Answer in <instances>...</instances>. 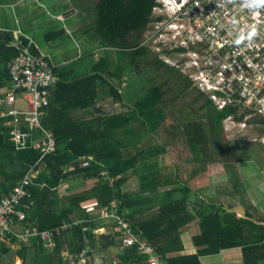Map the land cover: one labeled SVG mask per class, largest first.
I'll return each instance as SVG.
<instances>
[{"label":"trees","instance_id":"trees-1","mask_svg":"<svg viewBox=\"0 0 264 264\" xmlns=\"http://www.w3.org/2000/svg\"><path fill=\"white\" fill-rule=\"evenodd\" d=\"M153 6L154 0L97 1L94 29L102 45L118 50L121 57L115 64H110L100 56L91 71L83 76H70L71 72L61 73L60 69L54 68L59 81L50 88L49 105L41 123L53 133L56 149L44 157L39 149L24 147L13 140L10 134L13 116L2 115L6 107L3 99L13 84L8 64L19 53L18 48L9 45L14 39L13 34L4 33L6 37L0 41V199L9 196L32 167L40 170L25 186L29 195L18 202L17 208L25 211L26 218L21 220L14 216L13 232L0 240V264H15L17 258L22 260V264H65L64 251L73 256L84 249H87L86 264L98 260L95 250L101 262L106 264L105 253L115 247L120 250L115 264H147V255L142 254L137 246L121 247V228L116 222L100 215L101 208L115 202L119 215L126 220L132 219L131 214L125 212L126 207L132 206V198L122 187L128 173L134 171L143 160L157 159L152 152L153 146L140 148V142L145 136L162 134L161 130L165 132L164 135L173 138L178 137L179 133V138L194 153L195 161H203L205 166L207 161L217 162L208 148V133L202 122L190 119L180 124H169L166 112L168 103L162 100L164 91L161 87L153 88L133 104L126 101L122 86L126 80V62L122 57H127L126 49L136 44L138 35L147 26ZM129 35L132 38L128 42ZM23 44L27 45V41L23 40ZM32 52L37 58H45L34 50ZM134 62L135 59L131 63ZM137 68L138 64H135ZM201 96L204 99L201 109L210 118L219 140L225 143L222 119L229 111L218 110L204 93L201 92ZM114 105L117 107L112 108ZM108 107L112 109L108 110ZM90 111L94 112L93 116L80 117V112L89 114ZM173 127L178 128V132L171 130ZM126 129L135 142V153H124V148L129 146L122 142L120 134ZM23 130L28 131V126H24ZM40 135L41 131L35 132V136ZM138 138L141 140L137 141ZM245 156L246 153L244 156L238 155L237 162ZM85 160L89 161L88 166L81 165ZM230 176H234L232 170ZM144 178L141 179V190L146 189L142 185L147 179ZM89 179L95 181L90 187L68 188L64 194H59V187L63 183ZM239 183L236 180L235 186ZM182 185L179 190L183 198L162 206L156 216L133 223L127 220L135 232H141L146 241L156 246V251L166 264H202L201 256L232 247L243 249L245 264L264 261V218L255 219L248 207H245L247 216H239L232 210L233 204H227L226 208L212 199H202V202L194 205L195 209H199L200 217L201 233L193 240L199 248L198 252L168 256L171 248L166 239L168 235L177 232L176 236H179L181 227L195 221V215L189 212L187 205L191 193L198 194L194 185ZM202 206L203 210L200 209ZM99 220H103L105 225L111 224L107 231L96 233L99 227H106ZM65 221L77 223L55 236L52 249L45 248L40 236H33L29 243L18 240L17 234L27 229L36 228L42 232L58 227ZM17 242L22 244L18 249L15 248Z\"/></svg>","mask_w":264,"mask_h":264},{"label":"built area","instance_id":"built-area-1","mask_svg":"<svg viewBox=\"0 0 264 264\" xmlns=\"http://www.w3.org/2000/svg\"><path fill=\"white\" fill-rule=\"evenodd\" d=\"M169 3L176 18L177 33L190 36V42L200 52L195 53L199 55L195 61H199L203 75L197 81L185 66L182 71L188 73V78L218 110L229 111L222 119L225 136L234 145L243 143V146L247 141L264 146V5L248 9L241 7L242 0H166ZM15 46L19 53L9 65L13 84L3 99L6 107L2 115L13 116L12 139L24 147L39 149L44 157L56 149L53 133L43 127L41 120L57 75L47 59L37 58L30 52L28 44L19 40ZM18 102L25 107L19 109ZM24 126H28V131L23 130ZM36 131H41V135L35 136ZM81 165L88 166L89 161H82ZM39 170L32 167L22 183L9 196L0 199V240L13 232L14 216L26 218L25 211L17 208L18 202L29 195L25 186ZM100 215L121 228L122 248L137 246L147 255V264H166L156 246L119 215L115 202L101 208ZM75 223L65 221L42 232L27 229L17 234L18 240L29 243L33 236H40L49 250L55 246V236ZM86 253L84 249L72 256L64 251L65 264H86Z\"/></svg>","mask_w":264,"mask_h":264},{"label":"crops","instance_id":"crops-1","mask_svg":"<svg viewBox=\"0 0 264 264\" xmlns=\"http://www.w3.org/2000/svg\"><path fill=\"white\" fill-rule=\"evenodd\" d=\"M73 3L70 0H65L63 3L57 2V0H0V41L5 39L6 35L4 33H12L14 39L9 42L10 46L17 48L15 46L16 41L21 40L23 42V40H26L29 49L34 50L41 57L47 58L54 68L60 69L61 73L71 72L70 76L88 74L100 56L107 59L110 64H115L116 60L121 57L119 51L101 44L100 54H97L98 40L100 39L97 36L94 25H92V19L90 18V25H87L84 20L81 26L75 20L80 10L78 9L79 11H77ZM67 4L72 6L68 7ZM68 26L72 29V34L79 32L80 39L83 40V43H87L85 44V49H77V52L74 50L73 36H66L65 34L66 31L70 32L68 31L70 29ZM32 50L30 52L33 54ZM122 58L124 62L125 56ZM58 81L59 78L57 76L56 82ZM124 84L125 82L123 81L122 86ZM17 106L22 109L24 105L22 102H18ZM115 107L117 105L112 106V108ZM112 108L108 107V110ZM0 110H2L1 107ZM90 112L89 114L80 112V117L93 116L94 112ZM169 121L171 122L172 120L170 119ZM129 134L130 131L128 129L124 133L121 131L120 134L122 142L129 146L124 148V153H135L137 148L134 146L135 142L131 140ZM162 135L159 136L162 139L157 143L146 144L145 140L150 136H145L143 141L140 142V148L153 146L154 150L152 152L156 154L157 159L153 161L143 160L134 171L128 173V179L122 187V190L132 198V206L125 208V212L130 213L132 219L127 218V220L133 223L156 216L162 206L183 198L179 190L183 186L182 184L194 185L195 192L198 195L191 193L187 207L189 212L195 215V221L191 225L181 227L179 236H176L177 232H172L166 239L169 240L171 247L168 256L197 253L199 248L194 244L193 240L195 236L201 233V229L199 209H195L194 205L202 202V199H212L217 203L221 202L226 208H228L227 204H233L232 208H234L241 203L236 201V196L234 195H230L228 198H225V195L223 197L216 196L217 190L214 187L220 185L222 189L225 184V173L222 171L223 164L207 161L205 166L203 161L199 162L193 159L182 138L174 137L172 139L168 135H164V133ZM137 136L142 137L141 135ZM138 140H141V138H138ZM217 164H221L222 167L216 166ZM255 170L256 168L249 177L243 176L242 170L239 171L243 179L256 176L260 178L258 183L264 185V173L260 174L258 171L255 172ZM143 176L147 178H144L145 180L142 184L146 187L145 190H141L140 187ZM93 180L89 179L86 181L92 182ZM256 188H251L250 186L248 192L246 191L247 197L258 202L261 206L258 209L264 212V193L260 192V187L259 189ZM255 195L256 198H254ZM200 209L203 210V206ZM237 215L239 214L237 213ZM110 226L111 224H104L105 228L99 227L97 230L99 232L107 231L106 229ZM21 245V243L17 242L15 248L18 249ZM95 251L97 252V250ZM94 254L95 258L98 259L97 262L103 264L99 258V253ZM119 254L120 250L116 249V247L115 249H108L104 255L106 264H115ZM200 260L202 264H245L244 252L241 247H232L223 249L219 253L206 254L201 256ZM15 263L22 264V260L17 258ZM259 264H264V261L259 262Z\"/></svg>","mask_w":264,"mask_h":264},{"label":"rangeland","instance_id":"rangeland-1","mask_svg":"<svg viewBox=\"0 0 264 264\" xmlns=\"http://www.w3.org/2000/svg\"><path fill=\"white\" fill-rule=\"evenodd\" d=\"M64 1L65 0H57V2H60V3H63ZM70 1L74 2L73 4H75L77 11L80 10L78 15L75 17V20H77V22L80 24L82 22H84V20H85L87 25H90V23H91L90 18H91L92 19V25H94V23H95V5H96L98 0H70ZM67 6L70 7L72 5L67 4ZM167 6L169 7V10H170V3L167 4ZM173 7L175 8L174 4H173ZM81 26H82V24H81ZM68 31H70L69 32L70 34L67 31L65 34H66V36H73L74 50H76V52H77V49L78 50L82 49V48L85 49L84 47H85V44H87V43L86 42L83 43V40L80 39L81 36H79V32H74L72 34L71 28L68 29ZM175 32H176V30H175ZM177 35L178 36H184V33L180 32V33H177ZM188 39H189L188 37L182 38V40H184V42H182L184 46L188 45ZM101 44H102L101 41L98 40V53H97L98 55L100 54L99 49H100ZM192 57L193 58L191 60V63L190 62L185 63V68L192 74L193 77L196 76L197 81H200L203 73H202V69L200 67L199 61H195L199 58V55L193 53ZM193 66L195 68H193ZM181 68H183V66H181ZM181 72L184 76H186L188 78L187 72H184V71H181ZM204 75H206V72L204 73ZM131 81H133V83H134L133 85H132ZM146 82H147L146 78H144L142 76H135V78L133 80H130V79L125 80V86H123V93H124V96L126 98L127 103L133 104L137 101H140V99L143 98L144 95H146V93H147L145 90L147 87ZM129 83H131V84H129ZM192 86H193V90L190 88L189 89H184V88L176 89L175 88L174 91L176 93H178V92L183 93V98L178 99V101L176 103H174L173 105L168 102L170 99L169 97H167L166 100H164L165 102L168 103V106L166 108V112L168 115L167 120H170V119L172 120L171 122L168 121L169 124H172L173 122L180 124L183 121L190 120V119L196 120V121L199 120L200 122H202L201 124L207 130V133H208V144H207L208 148H210L212 155L216 159V161L223 164V167L221 166V164H217L216 166H221L223 168L222 169L223 173H225V175H224V177H225L224 183L225 184L223 185L222 189H221L220 185L214 187L217 190L216 196L217 197H223L225 195V198H228L230 195L231 196L234 195V196H236V201L238 203H241L240 205H243V206L249 208L250 212L252 213V215L255 219L256 218H264V212L262 210L258 209V207L261 208V206L258 204V202L253 201V199L247 197V195H246V191L248 192V189H250V186H251V188L257 187L258 189L260 187V192L264 193V185L258 183V180L260 179L259 177L251 176L250 178L243 179V177H241V174H240V171L242 170L241 172H242L243 176L249 177L255 168H256L255 172L258 171V173H260V174L264 173V168L262 169V167H264V146L258 142H247V141L244 143L243 146H241L243 143H239V144L236 143V145H234L235 143L233 144V142L230 141L225 136V133H224V136L226 138V140H225L226 142L225 143L221 142L219 140V138L217 137L215 128L213 127L210 118L206 115V113H204L205 110L201 109V105L203 104V101H204V99H202V96H201V91L198 90V88L194 84ZM167 103H165V104H167ZM24 107H25V105L23 106V108ZM149 124H151V123L149 122ZM165 124L167 126H169V124H167V121H165ZM173 126L176 127L177 125H173ZM175 127H173V129H171V130L178 132V128H175ZM161 133L163 134L165 132L161 130ZM162 134H157L156 138L153 135L150 136L149 138H147L145 140V143L146 144L157 143L158 141H160L162 139V137H163ZM160 135H162V137H159ZM177 136L179 137V133L177 134ZM169 137L173 138V136H169ZM184 145L186 146L185 143H184ZM186 148L188 149L189 154L193 157V159L196 160V158L194 157V153L191 151V149H189L188 146H186ZM244 153H246V156L244 158L239 159V161L237 162L236 157L238 155L244 156ZM227 165H229L230 168ZM231 170L234 172L233 177L230 176ZM236 180L240 181L238 186H235ZM93 182H95V181L93 180L92 182H90V181L83 182L81 180H76L72 184H70V183L64 184L63 183L59 187V194L60 195L64 194V192L68 188H72V189H84V187L88 188L93 184ZM256 184H257V186H255ZM254 198H256V195ZM103 223H104L103 220L100 221V224H103ZM97 232H99V231H97ZM95 253H97V252H95Z\"/></svg>","mask_w":264,"mask_h":264},{"label":"flooded vegetation","instance_id":"flooded-vegetation-1","mask_svg":"<svg viewBox=\"0 0 264 264\" xmlns=\"http://www.w3.org/2000/svg\"><path fill=\"white\" fill-rule=\"evenodd\" d=\"M175 23L176 18L165 0H154L150 21L138 35L136 44L126 49L128 55L125 58L124 77L130 80H133L135 76L146 78V92L155 87H161L164 91L162 100L169 97V103H176L178 99L183 98V93H176L175 88L193 90V83L182 74L181 66L191 62L193 53H200L198 48L189 41L190 36H177ZM184 37L189 38L187 46L182 43ZM127 38L129 42L132 36L129 35ZM133 59L135 62L131 63ZM135 64H138L139 68L135 69Z\"/></svg>","mask_w":264,"mask_h":264},{"label":"clouds","instance_id":"clouds-1","mask_svg":"<svg viewBox=\"0 0 264 264\" xmlns=\"http://www.w3.org/2000/svg\"><path fill=\"white\" fill-rule=\"evenodd\" d=\"M166 3V0H165ZM264 5V0H242L241 7L248 8V9H255ZM171 12L173 13L172 9L170 8Z\"/></svg>","mask_w":264,"mask_h":264},{"label":"water","instance_id":"water-1","mask_svg":"<svg viewBox=\"0 0 264 264\" xmlns=\"http://www.w3.org/2000/svg\"><path fill=\"white\" fill-rule=\"evenodd\" d=\"M233 211H235L236 213H238L239 215H241L242 217H246V209L244 206L242 205H237L234 208H232Z\"/></svg>","mask_w":264,"mask_h":264}]
</instances>
